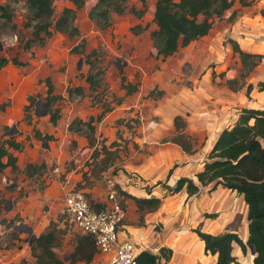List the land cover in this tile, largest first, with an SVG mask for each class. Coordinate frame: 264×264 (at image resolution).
<instances>
[{
	"label": "rangeland",
	"instance_id": "374dc122",
	"mask_svg": "<svg viewBox=\"0 0 264 264\" xmlns=\"http://www.w3.org/2000/svg\"><path fill=\"white\" fill-rule=\"evenodd\" d=\"M84 1L85 7L76 9L69 0H53L55 21L64 9L75 10V25L80 31L79 37L71 38L66 33L56 32L44 45L25 52L18 36L29 39L31 30L24 28L27 10L23 1L12 4L15 9L13 24L17 30L8 25L0 35V57L9 60L18 58L27 64L20 67L10 63L0 71V141L14 137L24 146L21 153H14L18 157V168H6L0 177V256H10V264H35L37 257L34 254L37 250L33 249V238L51 229V224L60 231L59 243L55 245L54 251L60 258L68 259L76 250L80 238L86 235L74 227L64 212L68 193H84L96 207L100 204H96L92 196L97 186L101 185L107 193L112 185V189L123 196L119 188L120 176L125 178L140 174L141 166L150 153L149 147L152 144L158 145V142L142 140L143 125L161 122L162 117H166L164 110L167 111L174 104L190 119L199 117L202 104L216 101L227 92L222 91V86L231 90L226 79L239 78L241 75V60L234 53L230 42H237L243 51L250 53L246 47L250 44V38L256 34L262 36L256 39L264 41V0H246L250 5L245 7L241 5V0H234L233 7L222 18L215 20L213 30L207 37L180 48L174 56L164 60L157 55L152 39V33L157 29L154 15L159 0H146L145 6L141 0H129L127 12L124 15L113 14L111 25L106 29L99 28L89 19V12L98 0ZM1 3L6 4L7 0H1ZM131 9L138 12L145 10V13L142 18H138L130 12ZM137 26L146 30L135 35L132 29ZM83 40L86 42L83 54L73 53L72 50L81 45ZM203 52L206 54L203 55ZM93 53L95 55L90 60L104 72L102 86L97 90L90 89L86 82L91 68L88 56ZM196 55L200 56L196 57L197 60ZM260 55L264 57V53ZM222 74L224 77L221 78ZM122 77L127 82L138 84V92L127 96L122 88ZM48 78L54 85V95L65 98L52 106V111L59 109L61 113L56 126L51 124L49 113L45 114V111L48 112ZM78 87L83 88L84 96L73 95L69 99L67 90ZM243 89L231 91L238 94ZM257 89L259 90L258 87ZM32 96L37 97L35 103L29 101ZM215 97V100H211ZM261 101H264V95ZM238 106L240 108V104ZM262 106L259 104L254 107ZM185 107L187 108L184 109ZM227 109L231 108L224 110ZM236 114L237 112L231 111L219 114L222 116L219 124L221 121L223 123L219 127L221 131L235 125L238 121ZM99 116L102 119L93 125L94 140L91 141L85 134L69 131L73 120L87 122L91 117L97 119ZM182 118L183 129L176 131L172 142L190 143L194 149L195 139L189 135V123ZM180 132L188 139H182ZM202 134L204 146L207 133L203 131ZM48 136L52 139H47ZM169 140L165 138L163 142ZM29 165L38 168L31 176L26 169ZM180 166L181 164L178 165ZM166 185L167 182H163L156 186L164 189V202L169 197L177 200L183 196V192L173 195L165 189ZM221 187L217 190H221ZM215 194L208 186L197 198H187L181 205H173V216L176 219L174 232H189L199 227L205 231L203 223L206 224L208 215L218 217L229 210L233 213L232 203L231 206L225 205L227 210L222 207L218 213L215 210L201 209V213L197 214L199 216L191 222L197 200L213 197ZM175 202L177 201L171 203ZM244 203V200L240 202L222 232H236L246 242L247 238L242 233L246 223ZM161 208L152 212L153 215L171 216L168 215L169 211ZM146 215L149 214L144 211L142 220L140 216V227L145 225ZM247 222L249 226V221ZM154 225L155 231L164 232L162 224ZM25 251L30 260L20 258V254ZM242 254L235 256L234 264H245L247 258V264H252L250 248L248 247L246 254Z\"/></svg>",
	"mask_w": 264,
	"mask_h": 264
},
{
	"label": "trees",
	"instance_id": "16d2710c",
	"mask_svg": "<svg viewBox=\"0 0 264 264\" xmlns=\"http://www.w3.org/2000/svg\"><path fill=\"white\" fill-rule=\"evenodd\" d=\"M21 1L25 3L27 10V22H25L24 28L31 30V38L29 39H25L22 35L18 36L21 48L25 52L31 51L35 46L44 45L56 32L66 33L71 38L80 36V31L75 25V10L72 8L64 9L58 20L55 21L53 0H7L6 4H2L0 0V35L8 25L17 30V27L13 24L15 9L12 4ZM69 1L76 9H82L86 5L84 0ZM141 2L143 6L146 5V0H141ZM128 3L129 0H98L89 12V19L99 28L106 29L111 25L113 14L124 15L127 12ZM233 4L234 0H159L154 15V23L157 29L152 33L157 55L165 60L174 56L180 48L188 47L193 42L208 36L215 20L222 18L224 13L233 7ZM241 5L245 7L250 4H247L246 0H241ZM130 12L137 15L138 18H142L145 10L138 12L131 9ZM262 16L264 17V11H262ZM145 30L146 28L137 26L132 29V32L139 35ZM85 43V40H83L82 44L75 47L72 52L83 54ZM230 43L233 46L234 53L238 54L241 60L242 70L239 78L228 80L226 83L231 90L239 91L247 85L246 79L261 64L264 57L243 51L235 41ZM92 55L95 54L88 56L91 68L86 77V82L90 85V89L97 90L102 86L104 72L90 60ZM10 63L20 67L27 66L18 58L9 60L0 57V71ZM240 82L242 84L239 85ZM46 85L48 87L47 109L50 122L53 126H56L61 118V113L59 109L52 111V106L57 102L64 101L65 98L54 95V85L50 78L46 79ZM122 88L126 91V95L130 96L138 92L139 85L127 82L126 78L122 77ZM258 88L260 92H264V82H261ZM253 90L254 87L249 85L248 95ZM67 94L69 99H72L73 95L82 97L84 96V90L82 87L69 88ZM36 99L37 97L32 96L29 101L35 103ZM101 119L102 116L97 119L91 117L87 122L75 119L69 125V131L85 134L92 141L95 135L93 125ZM174 123L177 132L183 129L184 124H182L183 119L181 117H176ZM37 135L42 137L39 133ZM179 135L184 140L188 139L183 132H180ZM47 139L50 140L52 137L48 136ZM173 143L179 145L188 155L193 154L190 143ZM23 149V144L17 142L14 137L0 141V177L6 168H12L13 170L18 168V157L14 153H21ZM209 160L205 163L204 170L197 175L199 183L203 187L214 185L211 191H215L219 186H222L244 196L248 206L249 238L245 242L237 233L225 232L214 235L202 232L200 227L193 230V232L205 242L206 254L218 255L216 264H233L236 262V257L233 255L234 243H237L245 254L249 245L253 244L257 253L254 256L253 264H264V111L243 110L235 125L221 133L209 154ZM26 169L31 176L38 168L35 165H29ZM171 174L172 171L169 177ZM185 188L190 197L197 195L200 191V187L188 178H181L174 187H166L165 189L176 195ZM132 199L140 211L141 220L144 211L148 213L155 212L163 202L159 198ZM91 204L97 211L104 208L102 204L97 207L93 203ZM123 206L125 207L124 202ZM214 216L208 215L207 217ZM52 225L51 229L33 238V249L37 250L34 254L37 257L35 264H65L66 261L91 263L95 259L97 247L95 238L91 235H83L80 238L76 250L68 259L60 258L54 251L55 245L59 243L60 231L54 227V224ZM172 255L173 250L166 247L161 248L159 254L142 250L138 255L137 263L167 264ZM163 259H165L164 262Z\"/></svg>",
	"mask_w": 264,
	"mask_h": 264
},
{
	"label": "crops",
	"instance_id": "0c3cea01",
	"mask_svg": "<svg viewBox=\"0 0 264 264\" xmlns=\"http://www.w3.org/2000/svg\"><path fill=\"white\" fill-rule=\"evenodd\" d=\"M241 23H245V22H241ZM234 31H236V29H234ZM258 37H262V36L255 34V36L250 38L248 40L250 44L246 47L249 49L250 53L260 55L264 53L263 52L264 41H261L260 39H256ZM205 54L206 52H203V55ZM196 57L199 58L200 56L196 55L195 59ZM222 77H224L223 74L221 75V78ZM228 77L229 76L227 75V78ZM228 80L229 79H226V81ZM261 82H264V58L261 62V65H259L253 71V73L248 77L247 85L246 87H244L243 91H241L238 94H235L232 93V91L229 90L227 86H222L224 87L222 91L226 90L227 92L225 94H222L223 96H219L218 99H216V97L214 99H211V100L216 99L217 102L210 101L209 104L206 105L202 104L201 107L202 111L199 113V117H195V119L192 118L190 119L187 114L184 115L181 112V109L177 107V104H174L173 106H170L167 111L164 110L166 117H162L161 122H148L147 124L143 125L141 129L143 133L142 140L149 141L150 143L158 142V145L152 144L151 147H149L150 153L145 158L144 163L141 166L142 170L140 174H133L131 177L125 176V178H123L122 175L120 176L119 183L121 186L119 188L121 189L123 194L126 195L119 196V200L122 203L124 202L127 211V219L123 223L119 233V237L121 240H126V239L133 240L134 242L141 244L143 250H149L155 254H159L160 249L163 247L172 249L173 255L171 260L168 261L167 264H216L218 260V255L217 254L213 255L211 253L206 254L205 242L202 241L201 238L195 232H193L194 229L189 232L187 231L174 232L173 226L176 219L173 216L174 215L173 211L175 209L173 205L179 206V204L181 205L183 200L186 201L187 198H192V197L197 198L198 196H200V194H202L203 189L206 188L201 186V184L197 179V175L204 170L205 163L210 161L209 154L212 151L213 147L215 146L221 133L225 129L233 127V125H231V127H227L221 131L219 127H221L223 123L221 121V123L219 124V121L222 118V116H220L219 114L227 113L230 111L235 113L237 112L235 117L237 120L239 119L240 112H242L245 109L264 111V101H261V97L264 95V92H260L257 89L258 85ZM249 85H252L254 87V90L250 93V95H248ZM229 97L232 98L233 101H230L231 99ZM238 104H240V108ZM259 104H262L263 106L254 107L255 105H259ZM198 106H200V104ZM190 107H193V105H190ZM228 107H230L231 109L230 110L227 109L225 111L224 109ZM186 108L187 107H185L184 109ZM176 117H181V118L184 117L186 123L187 124L189 123V130L191 132V133L189 132V135H191L195 139L194 140L195 148L193 149L192 155H188L187 153L184 152V150L180 146L172 142V138L176 134V130L174 127L175 126L174 122ZM191 120H194V122L191 123L190 122ZM203 131L207 133V137H205L206 139H204L205 142L204 146H203L204 143L202 144ZM165 138H168L170 140L163 142V139ZM161 139L162 141H159ZM196 145L197 146L201 145V147L202 146L203 147L201 149V147H196ZM179 164H181L180 167H178ZM171 171L172 174L169 177ZM181 178H188L193 180L196 183V185L200 187L199 193L195 196L190 197L187 189L185 188L182 191L183 196L180 197V199L175 200L172 197H169L170 199L168 200L167 198V201L164 202L162 196V194L165 193L163 192L164 189L160 187L158 188L156 186L162 184L163 182H167L166 187L172 188L177 184V182ZM125 179H127V181ZM213 187L214 185H210V189H213ZM108 193H109L108 190L106 193L102 189L101 185L97 186L93 190L92 200L96 204L98 203L105 205L107 203ZM212 193L214 194L216 193V194L213 197H205V198L202 197L200 198V200H197V202L194 204L196 207L193 209L195 211H193L192 213L193 218L191 222L194 221L197 218V216H199L197 214L201 213L200 211L201 209H204L203 211L215 210L218 213V210L221 209L222 207H224L227 210V207H225V205L231 206L230 203H232L233 213H235L236 212L235 209L237 208V206L240 205V202L244 200L243 195H240L236 191L225 189L224 187H221V190L216 189L215 191H212ZM125 196L128 198H126ZM132 198L162 199L163 202L161 205L162 207L161 210L167 212L169 211L168 215L171 216L165 215V217H160L158 215H153L154 213L150 212L148 213L149 215H146L145 225L140 227L138 225L140 212L138 210L135 201ZM173 201H177V202L172 204L171 202ZM171 206H173V208H171ZM233 213L229 210V211H225V214L219 215L218 217L217 216L209 217V218L207 217L206 224L205 222L203 223L204 225L202 224L203 228L205 229V231L203 230L202 232H207L214 235L225 233L222 232L223 227L227 223H229L228 219L234 216ZM245 214H246L245 216L246 223H245V227L242 230V233L243 235H245V237L248 240L249 226L247 222L248 220L247 204H246ZM164 220L166 222H164ZM151 223H153L152 227L150 226ZM154 224H158V225L162 224L164 226L163 227L164 232L155 231L156 225ZM242 252L243 251L240 248V246L237 243H234L233 255L242 256L243 255ZM21 257H25L27 258V260H30L27 251L20 254V258ZM253 259H254V255L250 257V261H252V264H253ZM109 260H110L109 254H97L95 259L90 264H109ZM0 261H1L0 263L2 264H10L11 261L10 256L9 257L0 256ZM162 261L164 262L165 259H163ZM247 261L248 258L245 261V264L248 263ZM31 262L33 263L34 261ZM80 263L81 262H78L76 264H80ZM65 264H71V263L67 262Z\"/></svg>",
	"mask_w": 264,
	"mask_h": 264
},
{
	"label": "built area",
	"instance_id": "2783aa9c",
	"mask_svg": "<svg viewBox=\"0 0 264 264\" xmlns=\"http://www.w3.org/2000/svg\"><path fill=\"white\" fill-rule=\"evenodd\" d=\"M109 188L107 203L101 210H95L84 193L70 192L64 202V212L79 232L95 238L99 254L110 255L109 264H138L142 246L130 239H120L127 211L117 191L112 185Z\"/></svg>",
	"mask_w": 264,
	"mask_h": 264
},
{
	"label": "water",
	"instance_id": "95a60500",
	"mask_svg": "<svg viewBox=\"0 0 264 264\" xmlns=\"http://www.w3.org/2000/svg\"><path fill=\"white\" fill-rule=\"evenodd\" d=\"M44 107H46V105L44 104ZM48 112L47 111H45V114H47ZM31 232H32V230H30ZM249 248H250V252H251V254L252 255H254V256H256L257 255V253H256V248H255V246L253 245V244H251V245H249ZM155 254V253H154Z\"/></svg>",
	"mask_w": 264,
	"mask_h": 264
}]
</instances>
